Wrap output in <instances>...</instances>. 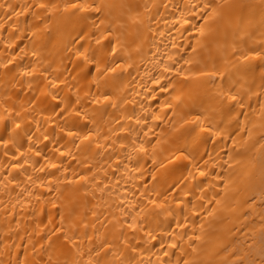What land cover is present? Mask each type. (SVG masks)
Masks as SVG:
<instances>
[{
  "label": "bare ground",
  "instance_id": "bare-ground-1",
  "mask_svg": "<svg viewBox=\"0 0 264 264\" xmlns=\"http://www.w3.org/2000/svg\"><path fill=\"white\" fill-rule=\"evenodd\" d=\"M0 264H264V0H0Z\"/></svg>",
  "mask_w": 264,
  "mask_h": 264
}]
</instances>
